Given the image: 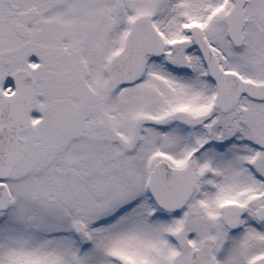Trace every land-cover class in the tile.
<instances>
[{
    "label": "snow or ice",
    "instance_id": "1",
    "mask_svg": "<svg viewBox=\"0 0 264 264\" xmlns=\"http://www.w3.org/2000/svg\"><path fill=\"white\" fill-rule=\"evenodd\" d=\"M0 264H264V0H0Z\"/></svg>",
    "mask_w": 264,
    "mask_h": 264
}]
</instances>
